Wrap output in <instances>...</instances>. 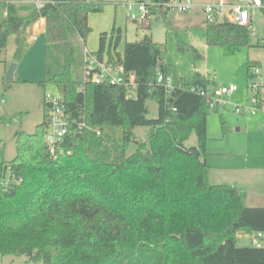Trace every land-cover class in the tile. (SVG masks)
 Masks as SVG:
<instances>
[{"label":"trees","instance_id":"obj_1","mask_svg":"<svg viewBox=\"0 0 264 264\" xmlns=\"http://www.w3.org/2000/svg\"><path fill=\"white\" fill-rule=\"evenodd\" d=\"M0 1V53L13 34L18 59L26 28L44 18V77L36 83L54 86L71 118L100 129L77 143L67 141L72 154L58 158L49 155L45 142V107L34 132H15L14 157L0 159V175L8 171L0 186L1 255H25L27 263L42 264H264V244L236 243L239 232L264 231V206H246L239 188L207 178V117L220 105L210 107L193 90H206V77L195 72L166 91L155 83L159 72L170 75L164 44L144 34L119 52L122 30L113 25L99 33L92 53L133 72L135 95L127 96L122 85L84 83L73 73L74 38L86 41L89 15L103 10L102 1L46 0L24 16L12 0ZM165 1L150 0L161 3L152 7L155 17L168 13ZM250 35L229 22H204L206 43L229 52L249 46ZM254 65L249 61L248 77ZM149 98L157 104L155 118L147 117ZM137 126L151 128L147 140L135 137ZM117 128L118 138L112 134ZM192 133L196 145L187 146ZM131 142L136 148L127 154Z\"/></svg>","mask_w":264,"mask_h":264},{"label":"rangeland","instance_id":"obj_2","mask_svg":"<svg viewBox=\"0 0 264 264\" xmlns=\"http://www.w3.org/2000/svg\"><path fill=\"white\" fill-rule=\"evenodd\" d=\"M44 1V0H42ZM104 4L103 10L89 15L91 32L83 43L77 36L74 38L76 48L73 73L83 81L82 56L83 48L90 52L98 49L99 33L110 31L114 25L120 27L121 39L117 51L122 52L125 42L140 41L144 34H150L153 41L164 44L163 60L170 65V76L173 83L178 78L191 80L195 72H199L209 80V85L235 84L237 89L224 96L217 110L210 109L207 117L206 157L209 169L207 178L210 183H225L237 186L245 205L264 202V128L256 122L264 119V112L240 115L233 110V105L249 106L251 90L248 87L252 81L264 85V13L257 12L253 18L256 35H250V45L242 46L233 52L225 50L220 45H208L204 38V22L202 13L197 7L189 12L175 9L168 11L165 17H152L150 29H145L146 21L132 20L128 17L125 3L145 2L150 0H97ZM210 1V0H196ZM18 15L24 16L36 8L35 0H13ZM4 17V4L0 1V22ZM165 19V20H164ZM14 35L7 39L5 50L0 53V159L10 160L15 155L14 134L18 130L32 133L44 116L43 94L53 92L54 86H41L36 81L44 77L42 54L28 49L24 44L22 54L14 57ZM182 46V49H179ZM3 61V62H2ZM249 61L256 64L257 75L247 76ZM12 62H15L14 79L21 81L6 82L5 72ZM254 73V68L252 69ZM147 117L155 118L157 104L152 98L147 99ZM222 115L227 131L222 130L220 116ZM149 126H137L133 133L137 139H148ZM114 137H120V130L112 131ZM187 146L196 145V135L191 134L186 141ZM135 142L128 144L126 153L133 152ZM214 153L223 154V156ZM218 156L228 163H233L235 178L224 176L213 163ZM225 158V159H224ZM8 179L0 175V186ZM231 183H229V182ZM253 235L242 232L237 234L238 246L256 245ZM258 245L264 241L258 240ZM25 255H1L0 264H42L41 261L26 262Z\"/></svg>","mask_w":264,"mask_h":264},{"label":"built area","instance_id":"obj_3","mask_svg":"<svg viewBox=\"0 0 264 264\" xmlns=\"http://www.w3.org/2000/svg\"><path fill=\"white\" fill-rule=\"evenodd\" d=\"M43 3L45 1L35 0L36 8L42 6ZM160 4L158 2H127L125 3V9L130 19L148 22L152 17H155L152 7H157ZM163 5L168 7L169 10L175 9L180 12H189L199 7L203 22H229L245 27L252 36L256 35L253 24L255 14L257 12L264 13V0H210L200 2L196 0H166ZM82 66V82L122 85L126 88L127 96L135 95L136 81L134 73L126 72L122 65L112 64L105 57L99 59L96 54L84 47ZM256 66L252 67V69L254 68L252 75H257ZM155 83L163 86L166 91H169L177 84V82H172L170 75H164L161 72L157 74ZM210 86L208 84L206 90L198 86L193 87L195 92L205 97L210 107L216 104L221 105L224 96L237 89V86L233 83ZM248 87L251 90V95L249 96L250 105L236 104L233 105V110L240 115L264 112V85L260 82L252 81ZM43 101L48 122L44 138L51 157L58 158L62 155L72 154V145L67 147V141L69 140L73 144L81 140L87 132L100 133V129L88 124L84 119L70 117L66 111L63 96L57 89L53 92L45 91ZM6 181H3V184ZM251 235H253V242L256 245H258V240L264 241V231L254 232Z\"/></svg>","mask_w":264,"mask_h":264},{"label":"crops","instance_id":"obj_4","mask_svg":"<svg viewBox=\"0 0 264 264\" xmlns=\"http://www.w3.org/2000/svg\"><path fill=\"white\" fill-rule=\"evenodd\" d=\"M44 1H46V0H44ZM12 2H13V0H12ZM4 15H5V8H4ZM24 44H27L28 49H29V46H30L31 50L34 49L35 51H37V52L42 54V68H43L44 47H45V44H46V40H45V20H44V18H39L32 25H30V26H28L26 28L25 33H24L23 47H24ZM256 123H258V125L260 124L261 127L264 128V119L263 118L259 122H256ZM209 154H212V153H209V152L206 151L205 159H206V157ZM214 154L218 155V156H223V154H220V153H214ZM218 156H215L216 160H213V163H212V164H214L215 168L219 172L224 174L225 177L227 176V177L235 178V174H234V170H233V168H236L235 165H233V163H231V162L228 163L225 160H222ZM206 162H207V160H206ZM227 180H229V178H227ZM216 182H219V181H213L212 183L219 184V183H216ZM227 182H229V181H227ZM229 183H231V182H229ZM233 186H235V185H233ZM247 206H264V202H256L253 205H247Z\"/></svg>","mask_w":264,"mask_h":264},{"label":"water","instance_id":"obj_5","mask_svg":"<svg viewBox=\"0 0 264 264\" xmlns=\"http://www.w3.org/2000/svg\"><path fill=\"white\" fill-rule=\"evenodd\" d=\"M16 65L17 64L15 62H12L11 64H9V66L5 72V76H4L6 82H12L14 80L13 74H14V70L16 68Z\"/></svg>","mask_w":264,"mask_h":264}]
</instances>
